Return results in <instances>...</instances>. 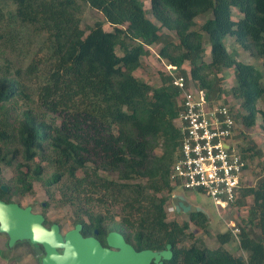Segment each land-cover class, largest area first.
<instances>
[{
    "label": "trees",
    "instance_id": "obj_1",
    "mask_svg": "<svg viewBox=\"0 0 264 264\" xmlns=\"http://www.w3.org/2000/svg\"><path fill=\"white\" fill-rule=\"evenodd\" d=\"M81 1L0 0V167L12 170L11 188L30 193L41 181L51 200L71 208L74 226L84 236L97 229L104 245L111 231L138 251L171 244L163 264H264V175L239 189L236 204L252 203L237 238L218 232L212 248L190 229L209 234L205 213L168 218L181 187L170 178L182 137L180 91L166 69L158 86L136 75L160 45L158 57L215 101L226 92L221 72L233 68L227 92L246 111L242 123L259 120L264 132V0H150L155 21L142 0ZM83 3L104 21L83 27ZM241 50L263 70L239 60ZM254 147L241 148L245 159ZM234 242L243 259L227 247Z\"/></svg>",
    "mask_w": 264,
    "mask_h": 264
},
{
    "label": "built area",
    "instance_id": "obj_2",
    "mask_svg": "<svg viewBox=\"0 0 264 264\" xmlns=\"http://www.w3.org/2000/svg\"><path fill=\"white\" fill-rule=\"evenodd\" d=\"M165 69L180 91L181 106L175 123L182 137L170 178L185 190L205 192L217 210H224L236 203L248 167L236 141L240 111L223 99L210 101L206 89L180 74L176 65L165 64ZM232 231L237 238L239 227Z\"/></svg>",
    "mask_w": 264,
    "mask_h": 264
},
{
    "label": "rangeland",
    "instance_id": "obj_3",
    "mask_svg": "<svg viewBox=\"0 0 264 264\" xmlns=\"http://www.w3.org/2000/svg\"><path fill=\"white\" fill-rule=\"evenodd\" d=\"M81 1V0H80ZM144 2L145 8L148 10V17L155 21L151 13V2L150 0H142ZM82 2V1H81ZM84 14H83V23L82 26L87 25L93 26L96 21H104V17L98 11L87 6L83 3ZM234 18H238L239 15L236 13V9L233 8ZM198 23L203 22V18H199ZM105 29H111L108 23H104ZM162 33H167L166 29H162ZM171 37H174L171 35ZM228 47L231 49L234 45L233 39L228 36ZM160 45L153 47L152 53L150 56L144 58L147 64V68H142L136 71V75L143 78L147 82L151 83L153 86H158L161 84L160 71L165 69V60L158 57V48ZM118 53L120 51L118 50ZM209 48L207 47L206 60H209ZM239 60L249 62L254 64L260 70H263V66L260 60L253 58L248 52L241 50L239 55ZM14 67V62H12ZM189 67L187 63L185 65ZM223 76L221 81V87L225 89V93L222 98L226 103L233 105L237 111L241 112L240 115V129L238 131V136L236 141L240 148H245L247 146H252L254 143L255 147L252 150L247 151V160L248 167L245 173L242 176V185L252 186L256 184L258 178L264 175V132L261 130L258 122L252 127H246L242 123V115L246 113L244 108L241 107L239 99H236L232 96L229 89L234 85L235 80L233 77V68L232 69H223L220 76ZM260 107L264 108V102L260 101ZM238 120V121H239ZM257 150L261 151L256 153ZM3 173L5 179H10L12 177V170L7 167H3ZM116 176V175H113ZM177 191L183 193L188 201L193 205V209H196L197 206L203 207L209 214V234L204 233L202 229L195 226L191 223L190 229L194 233V237H201L209 247H216L218 245L215 235L218 232H225L226 230L232 229L234 226H239V223H243V219H246L248 215L249 205L252 203V200L249 198L248 202L244 206H238L236 203L230 205L224 210H217L213 205V200L205 192L201 190H185L182 187H178ZM176 192V191H175ZM58 199V198H57ZM23 202L26 205L32 206L34 212L44 213L49 222L56 221L61 226L62 233H66L74 227V217L69 206L58 205L57 200L53 201L50 199L48 193L46 192L45 186L41 181L33 182V189L27 197L23 199ZM43 203L45 204L43 206ZM48 203V204H47ZM177 204V199L172 198L167 204L168 218L177 219L182 222L183 220L188 219V214L184 212L175 213L174 207ZM44 208H46L44 210ZM227 247L235 254L245 256V253L239 249L237 242L232 243V245H227ZM16 257L22 258V264H39L37 257L33 254V249L29 248V252L25 245L16 247L15 250ZM20 255V256H18Z\"/></svg>",
    "mask_w": 264,
    "mask_h": 264
},
{
    "label": "water",
    "instance_id": "obj_4",
    "mask_svg": "<svg viewBox=\"0 0 264 264\" xmlns=\"http://www.w3.org/2000/svg\"><path fill=\"white\" fill-rule=\"evenodd\" d=\"M173 197L177 199L174 207L177 212L187 213L193 209L183 193L177 191ZM196 210L209 216L200 205ZM82 229L83 225L77 223L62 233L58 223L46 226L44 214L35 213L31 206L22 208L17 203L0 201V231L9 234L11 244L29 240L36 245V255L42 256L41 264H163L173 255L171 244L159 251H138L118 231L109 232L104 245L96 236L97 229L91 236H84Z\"/></svg>",
    "mask_w": 264,
    "mask_h": 264
},
{
    "label": "flooded vegetation",
    "instance_id": "obj_5",
    "mask_svg": "<svg viewBox=\"0 0 264 264\" xmlns=\"http://www.w3.org/2000/svg\"><path fill=\"white\" fill-rule=\"evenodd\" d=\"M28 195L29 193H24V194L15 193L14 190L11 188L10 180L5 179L3 168L0 167V201L7 204L17 203L22 208H26L27 206L30 205H26L23 202V199ZM42 214H44L45 222L48 221V219L45 216V213ZM51 225H49L48 227H50ZM21 245H25L27 247L28 252H29V248L33 249L34 256L37 257L39 264H41L42 256L36 255V245L32 244L29 240L16 241L15 243L11 244L9 234L2 231H0V264H22L21 261L22 258L16 257L15 254L16 247H19Z\"/></svg>",
    "mask_w": 264,
    "mask_h": 264
},
{
    "label": "clouds",
    "instance_id": "obj_6",
    "mask_svg": "<svg viewBox=\"0 0 264 264\" xmlns=\"http://www.w3.org/2000/svg\"><path fill=\"white\" fill-rule=\"evenodd\" d=\"M166 64V63H165ZM177 192V191H176Z\"/></svg>",
    "mask_w": 264,
    "mask_h": 264
}]
</instances>
